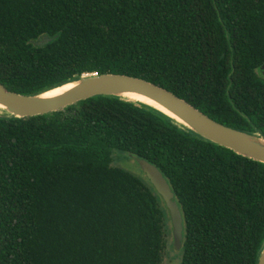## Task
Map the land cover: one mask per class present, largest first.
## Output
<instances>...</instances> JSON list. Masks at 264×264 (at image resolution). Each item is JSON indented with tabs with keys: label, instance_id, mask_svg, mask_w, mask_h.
Instances as JSON below:
<instances>
[{
	"label": "trees",
	"instance_id": "16d2710c",
	"mask_svg": "<svg viewBox=\"0 0 264 264\" xmlns=\"http://www.w3.org/2000/svg\"><path fill=\"white\" fill-rule=\"evenodd\" d=\"M263 64L264 0H0V84L22 95L128 75L264 138ZM112 152L145 160L170 186L179 264H257L264 164L103 96L0 116V264H161L168 212Z\"/></svg>",
	"mask_w": 264,
	"mask_h": 264
},
{
	"label": "water",
	"instance_id": "95a60500",
	"mask_svg": "<svg viewBox=\"0 0 264 264\" xmlns=\"http://www.w3.org/2000/svg\"><path fill=\"white\" fill-rule=\"evenodd\" d=\"M264 76V64L260 67ZM70 86L55 94V89ZM130 95L145 98L153 104L137 102ZM116 97L123 101L153 109L174 125L198 137L229 149L234 153L264 164V138L224 126L204 115L171 92L144 79L121 74L83 75L60 87L37 95H22L0 84V106L7 115L1 117L25 119L48 115L94 97ZM140 169L159 195L168 212L174 249L179 252L183 241V219L170 186L161 172L145 160L136 159ZM257 264H264V249Z\"/></svg>",
	"mask_w": 264,
	"mask_h": 264
},
{
	"label": "rangeland",
	"instance_id": "374dc122",
	"mask_svg": "<svg viewBox=\"0 0 264 264\" xmlns=\"http://www.w3.org/2000/svg\"><path fill=\"white\" fill-rule=\"evenodd\" d=\"M112 166L126 170L138 178H143V173L136 159L123 152H112ZM180 255L173 247L172 234L167 237L166 249L163 253L161 264H179Z\"/></svg>",
	"mask_w": 264,
	"mask_h": 264
},
{
	"label": "bare ground",
	"instance_id": "6f19581e",
	"mask_svg": "<svg viewBox=\"0 0 264 264\" xmlns=\"http://www.w3.org/2000/svg\"><path fill=\"white\" fill-rule=\"evenodd\" d=\"M70 86H65L64 88H60V89H55L53 91H50L49 94H55V93H58L59 91H62L64 89H68ZM130 99L133 100V101H137V102H144V103H151L153 104L152 102L146 100L145 98L143 97H140V96H137V95H130ZM0 115H7L6 112L4 111V109L2 108V106H0Z\"/></svg>",
	"mask_w": 264,
	"mask_h": 264
},
{
	"label": "built area",
	"instance_id": "2783aa9c",
	"mask_svg": "<svg viewBox=\"0 0 264 264\" xmlns=\"http://www.w3.org/2000/svg\"><path fill=\"white\" fill-rule=\"evenodd\" d=\"M93 75H95V74H93Z\"/></svg>",
	"mask_w": 264,
	"mask_h": 264
}]
</instances>
